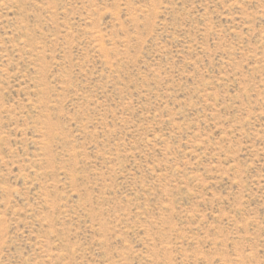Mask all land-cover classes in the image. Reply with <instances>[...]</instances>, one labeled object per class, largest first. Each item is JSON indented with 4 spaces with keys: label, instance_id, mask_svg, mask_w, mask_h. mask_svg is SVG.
<instances>
[{
    "label": "rangeland",
    "instance_id": "obj_1",
    "mask_svg": "<svg viewBox=\"0 0 264 264\" xmlns=\"http://www.w3.org/2000/svg\"><path fill=\"white\" fill-rule=\"evenodd\" d=\"M0 264H264V0H0Z\"/></svg>",
    "mask_w": 264,
    "mask_h": 264
}]
</instances>
